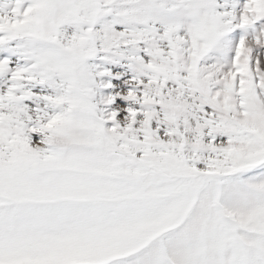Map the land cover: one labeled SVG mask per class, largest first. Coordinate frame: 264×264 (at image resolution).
<instances>
[{
    "label": "snow or ice",
    "instance_id": "snow-or-ice-1",
    "mask_svg": "<svg viewBox=\"0 0 264 264\" xmlns=\"http://www.w3.org/2000/svg\"><path fill=\"white\" fill-rule=\"evenodd\" d=\"M0 264H264V0H0Z\"/></svg>",
    "mask_w": 264,
    "mask_h": 264
}]
</instances>
